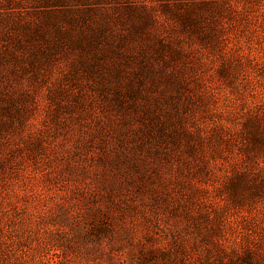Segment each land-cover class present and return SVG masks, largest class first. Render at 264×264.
Listing matches in <instances>:
<instances>
[{"label":"rangeland","instance_id":"rangeland-1","mask_svg":"<svg viewBox=\"0 0 264 264\" xmlns=\"http://www.w3.org/2000/svg\"><path fill=\"white\" fill-rule=\"evenodd\" d=\"M0 264H264V0H0Z\"/></svg>","mask_w":264,"mask_h":264}]
</instances>
